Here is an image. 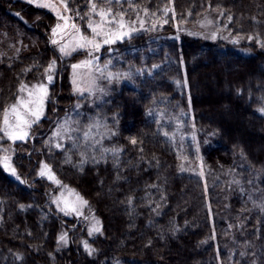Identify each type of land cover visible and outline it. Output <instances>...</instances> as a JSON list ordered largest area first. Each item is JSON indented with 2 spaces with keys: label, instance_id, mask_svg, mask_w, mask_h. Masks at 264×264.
<instances>
[{
  "label": "trees",
  "instance_id": "trees-1",
  "mask_svg": "<svg viewBox=\"0 0 264 264\" xmlns=\"http://www.w3.org/2000/svg\"><path fill=\"white\" fill-rule=\"evenodd\" d=\"M66 2L76 15L91 1ZM115 4L164 24L104 48L112 84L91 105L69 80L82 53L64 58L52 42L58 18L0 0V128L22 85L52 76L44 117L13 143L15 175L0 131V264H264V0ZM207 15L227 38L176 33L175 21ZM81 101L92 114L54 145L49 134ZM88 122L98 139L81 136ZM190 122L203 180L180 168L195 152ZM62 186L90 202L101 232L89 238L85 220L57 211Z\"/></svg>",
  "mask_w": 264,
  "mask_h": 264
},
{
  "label": "rangeland",
  "instance_id": "rangeland-1",
  "mask_svg": "<svg viewBox=\"0 0 264 264\" xmlns=\"http://www.w3.org/2000/svg\"><path fill=\"white\" fill-rule=\"evenodd\" d=\"M28 3H31L32 5L46 9L51 11L57 18H58V24L60 25V28L57 29V34L53 35L52 33V42L53 40H56L57 43H53L55 47L60 52V47L64 44L68 45V48L66 51L69 54L61 53V55L64 58H70L74 56L77 53H82V55L78 58L73 60L70 63V73H69V80L72 85L73 92L80 97L82 100H90L91 105L93 103H98L103 98V95L105 91L111 86L112 81L109 79V72L106 70L105 64H103L100 61L101 54L105 47H112L118 44L123 43L126 39L141 34L144 32L149 31L150 27H157L159 24L163 25L164 22L160 20L153 21L152 19H149L144 15H134L135 13H132L131 11H125L124 9L115 6L117 4L115 3H121L126 0H111V3H109V0H90V6L89 10L85 12H78L76 15H72L68 6V11L64 10L63 4L61 3V0H21ZM129 1V0H127ZM50 4L52 7H42L39 6L40 4ZM95 3L99 8H103L105 10L111 8L112 11V19H114V23H112L110 26H106L104 28L105 33H109L110 35L107 36L108 39L112 40L110 43H104V39L106 38L105 35H99L93 37V34L91 32V29L88 28L89 18L93 22H98L99 17L91 12V4ZM119 5V4H118ZM130 8L131 7H127ZM124 10V11H123ZM58 12L60 15H63L64 17L68 18L67 25L65 24V20L60 18V15H58ZM76 18H78L76 20ZM215 18L211 15H207L204 18L188 24L182 21H175V29L176 33L179 35H189L196 38H202L204 40H211L215 41L218 38H227L224 35H221V32L217 30L215 26ZM75 24L77 28L80 29V33H82L84 36L89 37L90 39H95L96 42L100 44L99 50H96L92 48L91 46H87L84 48L76 47L77 41L79 39V34L75 32L72 25ZM121 24L123 27H121ZM57 28V26L55 27ZM54 28V29H55ZM63 37V38H61ZM73 37H76V39H73ZM75 48V50H73ZM73 65H80L77 68H73ZM38 85H44L47 93L46 96H44L43 99V105H42V114L40 115L39 119L36 120L34 117H28L30 120H33L34 122L31 123V127L26 128L25 131L27 132V136L23 139L25 140L30 132L31 129L34 127V125L45 115L46 112V105L49 99V81L47 78L44 80H36L33 82H29L24 84V86H27L24 91H19L18 97L16 99V103H18L19 100L22 98L25 101L35 99L36 95H43L40 93L39 89H34L33 86ZM33 92L34 95L30 96L29 93ZM84 102H78L76 103L75 108L72 111V117L74 115V118L67 121H63L57 128H54L51 133L49 134V140L57 146L64 145L68 141V136L72 137L73 132L71 129L78 130L79 125L81 123V118L84 113L92 114L91 111H87V109L83 108ZM94 105V104H93ZM23 111V109H21ZM191 117V116H190ZM4 118V117H3ZM96 125H92V123H86L81 124V129H83V133H81V136H85L86 138L90 139H98L100 136V124L95 123ZM186 126H188L186 124ZM185 126V127H186ZM2 127H3V120H2ZM188 136L194 139L195 141V152L193 155V158L190 159L188 157L187 153H184L183 156L180 159V168L182 172L189 174V175H195L200 177L202 180L204 179V171H203V165L201 161V155L199 151V145L198 140L195 136L194 132V126L193 124H189L188 126ZM80 130V129H79ZM75 133V132H74ZM4 134V133H3ZM40 134V132H36V135ZM69 134V135H68ZM4 141L7 142L5 147H3V157L2 162L4 161L5 157H8V163L10 164V172H12L11 162V152L13 151V143L20 141V139L17 140H11L8 139L5 135ZM103 138L101 136L99 139ZM89 141V140H88ZM13 164V163H12ZM44 164V163H43ZM46 165V164H44ZM4 166V165H3ZM41 166L38 169L39 174L41 175V172L44 171L46 176H50L52 174V177H54V173L52 172L51 168L46 165ZM8 169V168H7ZM51 173V174H50ZM15 175V174H13ZM52 202L56 206L57 211L65 217H71V218H82L86 221V229H87V235L89 238L94 237L99 232L102 231V223L100 218L97 216L94 208L90 204L88 200L80 196L75 190H73L70 187L62 186L59 188L56 194L52 196ZM86 202V203H84ZM67 204V206H66ZM63 209V210H61ZM73 209H76L75 211ZM94 227H98L99 231H92ZM91 231V234H89ZM60 242H62L60 240ZM67 242V238H66ZM65 243V242H64Z\"/></svg>",
  "mask_w": 264,
  "mask_h": 264
},
{
  "label": "snow or ice",
  "instance_id": "snow-or-ice-1",
  "mask_svg": "<svg viewBox=\"0 0 264 264\" xmlns=\"http://www.w3.org/2000/svg\"><path fill=\"white\" fill-rule=\"evenodd\" d=\"M61 3L63 4L64 10L68 11L69 9H68L66 0H61ZM109 3H111V0H109ZM39 6L52 7V5L47 4V3L40 4ZM91 12L100 18L98 22H93L91 18H89L88 28L91 29L93 37L99 36V35H105L106 38L104 39V43L112 42V40L107 38V36L110 34L104 32V28L106 26H110L112 23L115 22L114 19L111 18L112 17L111 8L107 10L103 8L98 9L97 5L95 3H92ZM58 15H60L59 12H58ZM60 18L64 19L65 24L67 25L68 18L64 17L63 15H60ZM72 27L75 30V32L79 34V39L77 41L76 47L84 48L87 46H91L92 48L99 50L100 44L96 42L95 39H90L89 37L84 36L82 33H80V29L77 28L75 24H73ZM121 27H123L122 24H121ZM59 28H60V25H57V28L53 29V35L57 34V29ZM73 39H76V37H73ZM53 43H57V41L53 40ZM67 48H68L67 44L62 45L60 47V52L66 55L69 54L66 51ZM73 50H75V48H73ZM54 64H55V61H53V63L49 66V70H51ZM79 66L80 65H73V68H77ZM48 80L49 82H51L52 80L51 75L48 76ZM26 87L27 86L22 85L21 91H24ZM33 88L34 89L38 88L40 93H42L43 95H36L35 99H31L28 101H25L22 98L21 100L18 101V103L13 104L12 106H10V108L4 110L3 127L0 128V131H2L8 139L23 140L27 136V132L25 131V129L31 127V123L34 122L33 120H30L28 117H34L36 120H38L40 115L42 114L43 99H44V96H46L47 90L44 85L33 86ZM29 95L33 96L34 93L30 92ZM21 109H23V111H21ZM132 142L135 143L136 141L133 140ZM4 166L5 168H10V164L8 163V157L4 158ZM12 172L13 174H15L14 169H12ZM41 175H45V172L42 171ZM73 210L75 211L76 209H73ZM92 231H99V228L94 227ZM89 234H91V231ZM60 240L66 242L65 235H61ZM85 247L88 248V245L86 242H85Z\"/></svg>",
  "mask_w": 264,
  "mask_h": 264
}]
</instances>
